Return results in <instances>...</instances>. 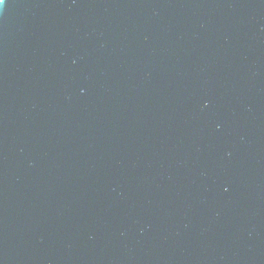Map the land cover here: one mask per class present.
Instances as JSON below:
<instances>
[{"label": "water", "instance_id": "1", "mask_svg": "<svg viewBox=\"0 0 264 264\" xmlns=\"http://www.w3.org/2000/svg\"><path fill=\"white\" fill-rule=\"evenodd\" d=\"M0 264H264V0H4Z\"/></svg>", "mask_w": 264, "mask_h": 264}, {"label": "clouds", "instance_id": "2", "mask_svg": "<svg viewBox=\"0 0 264 264\" xmlns=\"http://www.w3.org/2000/svg\"><path fill=\"white\" fill-rule=\"evenodd\" d=\"M4 4V0H0V5H3Z\"/></svg>", "mask_w": 264, "mask_h": 264}]
</instances>
